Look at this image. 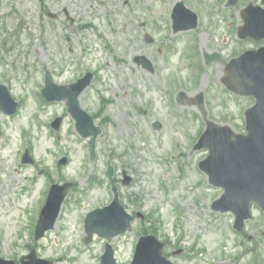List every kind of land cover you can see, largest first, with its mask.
I'll use <instances>...</instances> for the list:
<instances>
[{
	"label": "rangeland",
	"instance_id": "374dc122",
	"mask_svg": "<svg viewBox=\"0 0 264 264\" xmlns=\"http://www.w3.org/2000/svg\"><path fill=\"white\" fill-rule=\"evenodd\" d=\"M173 1L45 0L46 8L56 14L67 9L75 19L71 24L64 14L55 21L47 19L38 0H0V84L8 86L13 99L22 104L16 115H0V153L4 155L0 161L1 257L20 259L29 253L35 243L31 229L45 201L40 198L45 189L46 195L53 180L72 182L75 188L64 202L55 230L36 243L38 256L60 260L57 264H99L104 253L103 240L86 245L82 229L86 215L104 207L109 200L105 184L108 162L114 167L116 178L123 171L132 177L129 186L118 184L122 202L130 213L136 210L149 215L160 240L167 238L171 244H178L182 239L185 250L196 247V253L202 256L198 259L200 264H235L234 258L245 254L232 228L233 215L211 209L223 190L212 187L198 169V163L208 156L206 150L193 151L194 140L204 129L202 118L196 108L176 101L180 91L192 96L205 88L209 91L212 82L205 76L198 84L188 81L190 67L184 58L185 50L193 46V51L201 55L205 34H170ZM204 7L209 10V5ZM144 33L153 36L157 45L147 46ZM159 46L164 47L161 55ZM165 47L172 49V58ZM140 54L152 60L155 74L134 64V57ZM46 69L61 85L72 83L87 72L96 76L80 100L90 115H98L100 110L102 113L95 118L103 135L97 139L94 161L86 157L87 140L77 136L74 121L64 115L65 104L41 102ZM209 94L211 118L241 133L234 126L240 128L239 118L235 124L224 120L216 106L217 99L224 102L229 97L218 91ZM238 100L235 111L239 116L240 108L248 107L250 102ZM136 104L148 112L147 116L137 112ZM171 111L187 113L186 123L178 114L170 115ZM55 117L63 118V123L50 138L49 126ZM104 119L110 122L104 123ZM156 121L162 124L157 131L152 126ZM24 130L27 137L19 142ZM6 144L10 146L4 153ZM26 145L36 161L34 165L20 162ZM62 157H67L70 164L59 168L56 163ZM12 183L17 190L10 192ZM23 186V196L18 200ZM132 194L140 209L129 203L128 195ZM156 220L161 222L160 229ZM143 224L150 228L147 221L138 220L127 241L121 236L111 243L118 264H129L131 245L143 233ZM262 230L264 219L254 211V219L246 224L244 232L251 235ZM166 250L170 253L172 249ZM239 259L241 264L251 263L249 255ZM189 262L177 260L179 264Z\"/></svg>",
	"mask_w": 264,
	"mask_h": 264
},
{
	"label": "water",
	"instance_id": "95a60500",
	"mask_svg": "<svg viewBox=\"0 0 264 264\" xmlns=\"http://www.w3.org/2000/svg\"><path fill=\"white\" fill-rule=\"evenodd\" d=\"M181 10L180 9H176L175 10V13H174V18L181 22ZM50 77L48 76L47 78V87H46V91L47 90H50L52 84L50 82ZM85 81V84H84V87L88 84V80H84ZM83 87H80V86H73V87H70L69 90H63V98H68L69 100V104L72 108H77V105H78V101H77V98H78V95L80 94V92L82 91ZM0 91L1 92H4V88H2L0 86ZM81 129V128H80ZM214 144V143H213ZM211 147V145H209ZM211 175V178H212V182H214L213 178H215V180H222L224 179L226 181V185L227 186H231L232 185V179H233V176H234V167H233V161L228 159L226 162H225V168H224V172L222 175L218 174L217 170H213L212 173L210 174ZM261 182H264V180H258L255 176L252 177V180L248 186V189L246 188L244 190V193H246V196L248 198V201L251 200V199H254L252 197H255L257 195H259V193H261V189H257V187L260 185ZM64 197V194L61 195V198L60 200L58 201V205H60L61 201H62V198ZM59 207V206H58ZM233 210V209H232ZM58 211H59V208H57V211H56V216L58 214ZM235 212V210H233ZM102 211H96L95 213L89 215V217L87 218V228H88V232H89V236L91 237V234L93 231H98L101 235H108L109 234V228H106L101 222L100 220L98 221H93V217H97L99 218V213H101ZM105 217V216H104ZM242 222V219L239 218V223ZM125 227H127V225H125ZM157 253H158V257L161 258V254H160V251L157 250ZM105 264H108V257L105 258ZM26 264H36V261L34 259V256H32L31 258V262L29 263H26ZM38 264H44L43 262H39Z\"/></svg>",
	"mask_w": 264,
	"mask_h": 264
},
{
	"label": "flooded vegetation",
	"instance_id": "af4514ba",
	"mask_svg": "<svg viewBox=\"0 0 264 264\" xmlns=\"http://www.w3.org/2000/svg\"><path fill=\"white\" fill-rule=\"evenodd\" d=\"M253 3H254V4H258V1L254 0Z\"/></svg>",
	"mask_w": 264,
	"mask_h": 264
}]
</instances>
